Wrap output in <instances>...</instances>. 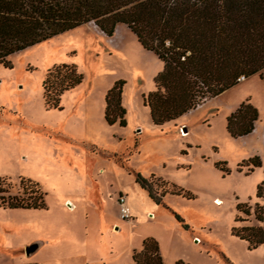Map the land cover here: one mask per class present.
Wrapping results in <instances>:
<instances>
[{"label": "rangeland", "instance_id": "rangeland-1", "mask_svg": "<svg viewBox=\"0 0 264 264\" xmlns=\"http://www.w3.org/2000/svg\"><path fill=\"white\" fill-rule=\"evenodd\" d=\"M59 63L74 64L83 79L61 95L60 108L48 109L42 81ZM9 65L0 64V177L13 190L19 177L37 181L47 207L0 208V264H133L132 252L139 249L133 246L148 236L158 241L164 264H264V243L249 248L232 235L233 226L264 225L253 215L256 203L264 204L256 195L264 182L259 73L155 125L143 95L154 90L163 63L124 24L112 36L93 23L80 25L14 52ZM117 81L124 82V126L104 117L106 92ZM247 100L258 112L254 130L233 137L226 118ZM88 143L93 154L107 160L112 183L127 194L128 207L135 209L130 218L120 217L119 191H108V185L97 190L92 155L84 172ZM255 156L260 165L247 164ZM137 173L151 181L155 193L171 188L165 180L193 197L166 193L156 203L135 181ZM87 188L93 194L76 208L63 205ZM238 203L250 215L238 211ZM236 216L247 220L235 221Z\"/></svg>", "mask_w": 264, "mask_h": 264}, {"label": "trees", "instance_id": "trees-1", "mask_svg": "<svg viewBox=\"0 0 264 264\" xmlns=\"http://www.w3.org/2000/svg\"><path fill=\"white\" fill-rule=\"evenodd\" d=\"M95 24L107 36L118 24L134 33L139 43L163 63L154 78L155 88L143 95L153 124L162 125L195 109L206 100L237 84L238 77L259 73L264 80V0H0V64L9 67V56L80 25ZM82 74L71 63L50 67L42 81L48 109L60 108L61 95L81 83ZM123 81L106 92L104 117L108 124L124 126L121 105ZM257 109L247 100L227 116L226 129L233 137L254 130ZM247 164L259 166L257 156ZM135 181L156 203L166 193L192 198L185 189L161 180L171 188L155 193L151 181L136 174ZM0 177V207L45 209L40 184L19 177L17 189ZM264 198V182L257 187ZM238 203V211L250 215ZM254 218L264 223V204L256 203ZM178 220L181 218L176 214ZM247 218L235 217V221ZM183 226L186 227L185 224ZM232 235L249 248L264 243V225L232 227ZM134 264H164L158 241L151 236L132 252ZM174 264H189L177 260Z\"/></svg>", "mask_w": 264, "mask_h": 264}, {"label": "crops", "instance_id": "crops-1", "mask_svg": "<svg viewBox=\"0 0 264 264\" xmlns=\"http://www.w3.org/2000/svg\"><path fill=\"white\" fill-rule=\"evenodd\" d=\"M119 25V24H118ZM118 25L116 26V28H115V30L117 29V27H118ZM115 32V31H114ZM67 141H68V139H67ZM69 142V141H68ZM90 143H88L87 144V150H85V153L83 154V156H85V163L83 162V170H84V172L87 174L88 173V170H89V165H88V162H89V156H91L92 155V157L93 158H95V162H94V164H93V167L91 168L92 170V173H93V175H94V180L97 182V184H98V187H97V190L98 191H101L102 189L101 188H104L105 186H107L108 185V191L111 189V188H114L115 190H117V191H119L118 193H120V191H122V187H121V185H116L115 183H112V180L108 177V174H107V171H106V169H107V164H106V159L105 160H103L102 159V157H100V156H98L97 155V152H95L94 154L92 153V151H90L89 150V148H88V145H89ZM92 145V144H91ZM112 164H114L113 162L111 163V165ZM62 165H68L69 166V168H73V162H70V161H64V163H62ZM86 177H87V175H86ZM89 177V176H88ZM91 181L89 180V178H88V185H87V187L91 190V188H92V185H91ZM110 185V186H109ZM140 186V185H139ZM87 188V193L83 196V195H81L80 193L79 194H75V200H72L71 198H69V197H66L65 199H64V201H63V205H64V203H65V201L66 202H68V205H71V206H69L70 208H76V206H77V204L83 199V198H85V199H88L89 198V194H90V190ZM142 188V187H141ZM143 189V188H142ZM147 194H148V192L145 190V189H143ZM93 194V193H92ZM92 194H90V195H92ZM117 196V195H116ZM126 196H127V194H126ZM102 199V198H101ZM100 199V205H99V208L101 209V210H103L104 209V201L103 200H101ZM98 207V206H97ZM0 208H3V207H0ZM3 209H6V208H3ZM8 209H22V208H8ZM129 209H130V213L132 214V212H133V210H135V209H133L131 206H129ZM27 210V209H26ZM32 210V209H31ZM139 243H140V241H139ZM133 247H135V248H140L141 247V244H139V245H137V246H133ZM133 262V261H132ZM134 264V263H133Z\"/></svg>", "mask_w": 264, "mask_h": 264}, {"label": "built area", "instance_id": "built-area-1", "mask_svg": "<svg viewBox=\"0 0 264 264\" xmlns=\"http://www.w3.org/2000/svg\"><path fill=\"white\" fill-rule=\"evenodd\" d=\"M245 77L243 75L238 77V81L243 80ZM117 202H118V206H119V214L120 217L122 218H130L131 217V213H130V209L127 205V199H126V194L123 192H120L117 194Z\"/></svg>", "mask_w": 264, "mask_h": 264}, {"label": "water", "instance_id": "water-1", "mask_svg": "<svg viewBox=\"0 0 264 264\" xmlns=\"http://www.w3.org/2000/svg\"><path fill=\"white\" fill-rule=\"evenodd\" d=\"M31 249H32V247H30V249L28 248V249H27V252H29V250H31Z\"/></svg>", "mask_w": 264, "mask_h": 264}, {"label": "bare ground", "instance_id": "bare-ground-1", "mask_svg": "<svg viewBox=\"0 0 264 264\" xmlns=\"http://www.w3.org/2000/svg\"><path fill=\"white\" fill-rule=\"evenodd\" d=\"M245 80V79H244ZM242 82V81H241ZM69 206H71V205H69Z\"/></svg>", "mask_w": 264, "mask_h": 264}]
</instances>
